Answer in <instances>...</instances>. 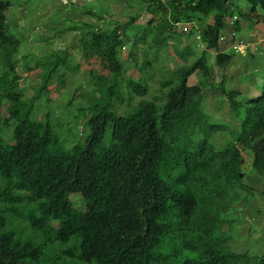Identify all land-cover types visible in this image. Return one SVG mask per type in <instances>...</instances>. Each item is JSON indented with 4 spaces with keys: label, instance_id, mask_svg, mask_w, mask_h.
<instances>
[{
    "label": "trees",
    "instance_id": "1",
    "mask_svg": "<svg viewBox=\"0 0 264 264\" xmlns=\"http://www.w3.org/2000/svg\"><path fill=\"white\" fill-rule=\"evenodd\" d=\"M142 1L150 15L145 25H135L136 18L109 24L90 7L86 14L102 22L99 30L70 24L59 33L74 34L77 43L35 59L21 55V39L6 19L12 2L0 0V264H264V253L231 251L235 223L226 218L254 191L243 181L245 165L264 182V80L260 94L244 103L240 93L222 88L241 122L217 151L213 135L227 127L210 121L201 87L188 84L195 74L209 76L206 52L186 64L192 46L181 45L175 31L198 25L206 51H215L225 68L232 60L219 51L226 20L264 25V0ZM232 28L239 31L238 21ZM129 38L132 50L153 49L139 71L161 51L183 63L149 100L148 88L126 78L119 61ZM74 48L93 84L78 95L88 133L68 148L52 114L34 113L40 100L50 104L65 88L68 73L79 71ZM19 68L37 83L28 93Z\"/></svg>",
    "mask_w": 264,
    "mask_h": 264
},
{
    "label": "rangeland",
    "instance_id": "2",
    "mask_svg": "<svg viewBox=\"0 0 264 264\" xmlns=\"http://www.w3.org/2000/svg\"><path fill=\"white\" fill-rule=\"evenodd\" d=\"M9 1L12 2V7L7 11L6 19L10 31L16 33L21 39V55H28L35 59L47 56L52 48L66 49L72 42L77 43V37L74 34L59 33L70 24L85 23L88 25V30H99L103 26L102 22L86 14L90 7L95 9V14L97 13L109 24L127 23L136 18L135 25L141 26L150 20V15L145 12L146 4L142 0H101L92 5L85 0H75L72 4H66V0ZM232 1L227 4L230 11L234 8ZM241 7L242 10H247L246 4L241 3ZM235 21L239 23L238 32L232 28ZM226 23L227 28L222 32L219 51L231 55L232 60L225 68L217 66L215 51H206L197 33L198 25H179L175 28L179 40L181 39V45L192 46L193 58H190L186 64H190L202 52H206L207 66L211 69L209 76L203 78L202 75L195 74L189 79L188 84L201 87L203 107L210 121L227 127L223 132L213 135L212 144L217 151H222L230 141L227 132L238 130L241 122L230 110L227 99L222 94V88L226 92L232 90L240 93L237 101L244 103L260 94L264 80V25L249 24L239 18L227 19ZM131 41L132 39L129 38L127 45L121 49L119 61L126 69V78L133 77L140 82L141 87L148 88L145 99L149 100L151 96L158 95L160 82L172 75L173 70L183 63L177 62L168 51H161L151 67L139 71L144 61L152 60L153 49L147 45H139L140 49L132 50ZM240 43L248 46L247 51L233 52L232 47ZM178 44L174 41L170 49L173 50ZM77 52L78 50L74 48L75 61H79V71L68 73L65 88L51 97L50 104H46L45 99L40 100L34 113L36 118H40L48 111L52 114V126L59 129L61 137L67 140L68 148L74 141L83 139L88 133L84 121L78 117L77 112L78 109L85 108L86 103L82 102L78 95L91 92L93 84L90 68L85 66ZM130 52L133 53L132 57ZM18 75L22 79L20 87L26 93L30 91L31 85L37 84L36 82L32 84L30 80L25 79L26 74L21 68L18 70ZM10 134V131H4L7 139L10 138ZM243 171L245 185L254 191L243 202L233 204L226 216L236 221L229 246L234 253L248 252L252 256H259L264 252V197L261 195L264 182L253 173L250 167L245 165ZM71 200L80 211L85 210L81 198L72 196ZM224 230L226 231L227 227Z\"/></svg>",
    "mask_w": 264,
    "mask_h": 264
},
{
    "label": "clouds",
    "instance_id": "3",
    "mask_svg": "<svg viewBox=\"0 0 264 264\" xmlns=\"http://www.w3.org/2000/svg\"><path fill=\"white\" fill-rule=\"evenodd\" d=\"M72 2H75V0H71ZM86 1V0H85ZM100 1V0H99ZM68 3V1L66 0V4ZM89 3V2H88ZM240 44H242L243 46H244V49L242 50V52L241 53H245L246 51H247V48H248V46L246 45V44H243V43H240ZM239 45V44H238ZM236 46V45H235ZM234 47V46H233ZM232 47V48H233ZM233 50V49H232ZM234 51V50H233ZM235 52V51H234ZM235 53H238V52H235ZM243 181H244V179H243ZM251 195V194H250ZM245 199H243L241 202H243ZM240 203V202H239ZM227 218V217H226ZM228 219V218H227ZM230 220V219H229ZM234 221V227H235V225H236V221L235 220H233ZM243 253H248V252H243ZM243 253H239V254H243ZM264 253V252H263ZM236 254H238V253H236ZM249 254V253H248ZM262 254V253H261ZM261 254H259V256L261 255ZM251 256H252V254H250Z\"/></svg>",
    "mask_w": 264,
    "mask_h": 264
},
{
    "label": "built area",
    "instance_id": "4",
    "mask_svg": "<svg viewBox=\"0 0 264 264\" xmlns=\"http://www.w3.org/2000/svg\"><path fill=\"white\" fill-rule=\"evenodd\" d=\"M87 2L91 3V2H95L98 0H86ZM222 40V39H221ZM235 52L241 53L242 50L244 49V46L242 44L236 45L232 48Z\"/></svg>",
    "mask_w": 264,
    "mask_h": 264
},
{
    "label": "crops",
    "instance_id": "5",
    "mask_svg": "<svg viewBox=\"0 0 264 264\" xmlns=\"http://www.w3.org/2000/svg\"><path fill=\"white\" fill-rule=\"evenodd\" d=\"M20 38V37H19Z\"/></svg>",
    "mask_w": 264,
    "mask_h": 264
}]
</instances>
